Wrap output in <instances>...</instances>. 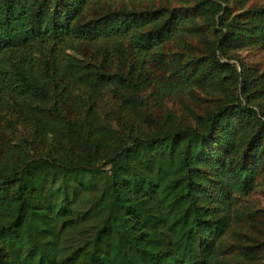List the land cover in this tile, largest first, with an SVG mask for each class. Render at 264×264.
I'll return each instance as SVG.
<instances>
[{"label":"trees","instance_id":"16d2710c","mask_svg":"<svg viewBox=\"0 0 264 264\" xmlns=\"http://www.w3.org/2000/svg\"><path fill=\"white\" fill-rule=\"evenodd\" d=\"M245 47L264 0H0V264H264V212L219 243L264 183Z\"/></svg>","mask_w":264,"mask_h":264},{"label":"rangeland","instance_id":"374dc122","mask_svg":"<svg viewBox=\"0 0 264 264\" xmlns=\"http://www.w3.org/2000/svg\"><path fill=\"white\" fill-rule=\"evenodd\" d=\"M251 1L260 2L261 0ZM231 5L235 6V3L231 1ZM187 40L193 44H198L196 38H189ZM233 54H236L246 64L254 65L260 70H264V48L245 47L236 50ZM100 102L103 105V110H106L111 116L119 111V101L113 94L103 97ZM173 102L182 105L178 97H174ZM198 102L200 104H197V106L196 103L191 102V106L201 109L200 107L206 104L205 100ZM186 103L190 104L188 101ZM233 208L235 209L234 221L219 241L221 249L226 252L231 250L235 252L241 245L251 243L253 237L260 236L263 232L259 226H255L254 218L264 212V183L257 185L250 193L239 196Z\"/></svg>","mask_w":264,"mask_h":264}]
</instances>
